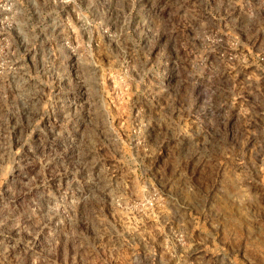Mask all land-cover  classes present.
<instances>
[{
    "label": "rangeland",
    "instance_id": "374dc122",
    "mask_svg": "<svg viewBox=\"0 0 264 264\" xmlns=\"http://www.w3.org/2000/svg\"><path fill=\"white\" fill-rule=\"evenodd\" d=\"M0 264H264V0H0Z\"/></svg>",
    "mask_w": 264,
    "mask_h": 264
}]
</instances>
